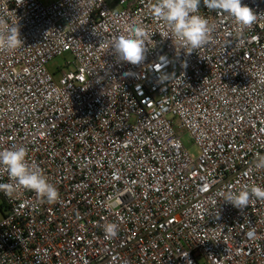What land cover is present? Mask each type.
<instances>
[{
    "label": "built area",
    "instance_id": "obj_1",
    "mask_svg": "<svg viewBox=\"0 0 264 264\" xmlns=\"http://www.w3.org/2000/svg\"><path fill=\"white\" fill-rule=\"evenodd\" d=\"M242 3L259 18L238 38L201 0L214 31L188 54L147 0H0L23 41L0 52V150L26 147L59 192L0 191V264H264V201L219 196L264 187V0ZM136 20L154 34L141 65L109 48Z\"/></svg>",
    "mask_w": 264,
    "mask_h": 264
},
{
    "label": "clouds",
    "instance_id": "obj_2",
    "mask_svg": "<svg viewBox=\"0 0 264 264\" xmlns=\"http://www.w3.org/2000/svg\"><path fill=\"white\" fill-rule=\"evenodd\" d=\"M201 0H147L148 13L158 22H162L167 30L162 35L171 38L176 49H184L191 54L205 46L211 40L214 28L208 19L200 14ZM203 5L219 15H227L237 25V37L242 38L244 29H250L259 16L242 0H203ZM153 33L138 20L126 25L124 33L113 37L109 48L118 61L132 65H141L146 59L148 45ZM23 46L18 24H10L0 18V52H13ZM159 70L167 63L165 57ZM187 65L185 64L184 67ZM174 77V76H172ZM168 75H161L162 81L169 80ZM28 150L24 146L15 149L0 150V170L7 173L9 182L0 183V191L9 198L21 190L32 191L40 203L54 204L59 200L58 189L49 182L41 168L27 159ZM256 170H264V155H257L254 162ZM224 202L243 209L255 200L264 201V187L256 184L245 185L238 191H220ZM103 231L106 238H114L118 234V225L105 223Z\"/></svg>",
    "mask_w": 264,
    "mask_h": 264
},
{
    "label": "rangeland",
    "instance_id": "obj_3",
    "mask_svg": "<svg viewBox=\"0 0 264 264\" xmlns=\"http://www.w3.org/2000/svg\"><path fill=\"white\" fill-rule=\"evenodd\" d=\"M112 1V0H110ZM115 5H113L114 7ZM70 57L68 55H65L64 57H60L55 59L53 62L50 63L49 68L53 73H56L57 69L59 67H64L66 61H69ZM183 142L185 146L189 149L190 153L197 157L199 155V149L192 144L191 138L188 135L183 136Z\"/></svg>",
    "mask_w": 264,
    "mask_h": 264
}]
</instances>
